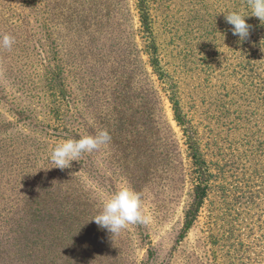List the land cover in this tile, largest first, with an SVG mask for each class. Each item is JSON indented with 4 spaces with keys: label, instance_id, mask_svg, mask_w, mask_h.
<instances>
[{
    "label": "trees",
    "instance_id": "1",
    "mask_svg": "<svg viewBox=\"0 0 264 264\" xmlns=\"http://www.w3.org/2000/svg\"><path fill=\"white\" fill-rule=\"evenodd\" d=\"M9 1L14 3V13L19 14V24L13 29L15 43L11 50L5 49L15 58L8 66V73L17 92L32 99L35 106L43 107L48 119L46 123H39L32 110L19 106L15 96L0 87V103L9 106L16 119V123L0 119V264H108L107 230L91 221L99 211L97 199L84 192L81 186L80 173L86 177L93 174L92 159L85 153L78 161H72L70 168H55L50 155L56 144L50 147L43 140L45 136L55 138L54 141L59 143L68 138L78 139L84 134H95L98 128L108 130L109 120L122 127L134 124L125 120L122 92L116 88L114 100L105 101L107 108L113 107L112 116L107 110L97 119L83 114L72 84L67 82L68 63L61 57V45L56 35L61 27V31L65 30L72 38L80 39L87 33L91 36L90 42L100 45L101 38L95 35L100 20L96 22L92 18L95 2ZM137 2L148 64L171 104L192 163L190 175L195 191L180 236L184 238L211 195L220 184L225 186L231 167L225 162V156L231 146L240 143L242 147L249 146L253 158L248 163L254 168L253 174L260 177L257 168L260 169L264 152V22L254 16L246 17V22L251 25L250 35L238 43L239 38L232 34L224 14L239 11L249 15L248 0H220L219 23L205 28L201 38L206 43H213L220 33L230 46L224 53V62L217 61L216 56H206L197 62L196 71L204 74L209 90L206 98L201 100L185 94L178 67L173 66V69L163 58L150 0ZM106 39L108 36L102 38ZM112 42L111 51L117 54L121 42L117 38ZM123 48V56L127 64H131L133 45L128 43ZM93 50L90 44L83 45L86 57L91 56ZM72 51L75 49L72 48L69 54L73 61ZM99 62L106 67L105 61ZM143 73L141 114L144 121L141 128L145 131L150 116L155 114L163 118L165 111L158 91L147 82V70ZM204 104L208 107L207 113H201ZM208 113L211 114L202 117ZM163 124L165 129L173 132L168 122ZM155 127L159 128V124ZM225 197V202L210 209V239L222 246L221 252L227 248L229 264H264L262 215L254 220L257 214L249 212L252 213L249 219L234 228L228 221L230 215L225 207V203L231 206L230 196L225 194ZM223 225L232 228L221 234Z\"/></svg>",
    "mask_w": 264,
    "mask_h": 264
},
{
    "label": "rangeland",
    "instance_id": "2",
    "mask_svg": "<svg viewBox=\"0 0 264 264\" xmlns=\"http://www.w3.org/2000/svg\"><path fill=\"white\" fill-rule=\"evenodd\" d=\"M91 1L95 2L92 18L96 22L100 20L95 27L96 37L101 38L100 45L90 42L91 36L87 33L80 39L72 38L65 30L61 31V27L56 35L61 45V57L67 59L68 63L67 82L72 84L83 114L97 119L107 110L108 115L112 116L113 107L107 108L105 101L114 100L112 96L116 88L122 92L125 120L134 124L132 127H122L108 119L111 140L106 147L86 153L92 159L94 168L93 174L88 177L79 172L82 177L81 186L84 192L97 199L99 210L103 199L108 198L122 184H127L140 193L142 209L149 217L146 225H128L115 236L106 231L108 264H229L225 252L227 248L221 252L222 246L214 244L210 239V209L219 202H225V194H229L228 202H231V206L225 203V207L230 215L228 221L231 226L238 228L252 213L257 214L254 220L262 215L264 222V152L260 169L257 168L260 177H257L253 174L252 164L248 163L253 158L249 146L242 147L241 143L231 146L225 156V162L231 165L225 186L220 184L187 236L181 238L186 213L194 200L195 185L190 175L192 163L181 129L174 120L171 104L148 64L149 57L137 10L138 2ZM150 5L163 58L173 69V66L178 67L177 73L183 78L185 94L203 100L209 90L204 82V74L196 71L197 62L206 56H216L217 61L224 62V53L230 46L220 33L213 43H206L201 38L205 28L219 23L220 0H150ZM14 12L13 1L0 0V33L14 37L13 29L19 24V14ZM18 34L16 32L17 37H20ZM106 36L108 39L102 40ZM114 38L121 42L122 47H118L117 54L111 51ZM128 43L133 45L131 64H127L123 56V47ZM89 44L94 50L91 56L86 57L83 45ZM72 48L75 49L72 51L75 56L73 61L69 55ZM231 58L229 50V60ZM13 59L9 52L0 48V87L15 96L19 106L32 110L39 123H46V110L35 106L32 99L18 93L17 86L13 85L8 73V66ZM99 60L105 61L106 67ZM144 69L149 75L148 84L155 87L164 102L165 114L163 118L155 114L150 116L148 128L142 131L144 119L141 114V87L144 83ZM202 107L201 113H207L208 107L205 104ZM210 114H203L202 117L206 118ZM0 119L16 123L10 107L4 103H0ZM156 122L159 124L158 130ZM163 122H168L173 132L165 129ZM43 140L50 147L58 143L54 141L55 138L43 136ZM231 226L223 225L220 228L221 234Z\"/></svg>",
    "mask_w": 264,
    "mask_h": 264
},
{
    "label": "clouds",
    "instance_id": "3",
    "mask_svg": "<svg viewBox=\"0 0 264 264\" xmlns=\"http://www.w3.org/2000/svg\"><path fill=\"white\" fill-rule=\"evenodd\" d=\"M249 15L239 11H229L224 14L225 21L231 26L233 35L238 36V43L248 39L250 28L246 17L254 16L264 22V0H248ZM15 43L14 37L0 33V48L11 50ZM111 140L106 128H98L95 134H84L77 138H68L57 143L51 152L50 160L55 168L61 170L71 167L72 161H78L85 153H92L106 147ZM53 168V167H52ZM101 229L107 230L111 236L118 235L128 225L149 222V217L142 209L140 193L127 184H122L108 198L101 201L98 213L91 219Z\"/></svg>",
    "mask_w": 264,
    "mask_h": 264
}]
</instances>
